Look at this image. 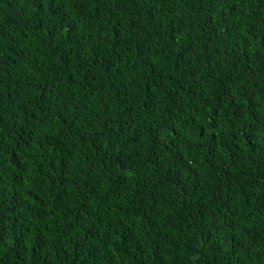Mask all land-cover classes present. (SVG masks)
Listing matches in <instances>:
<instances>
[{
    "label": "trees",
    "instance_id": "16d2710c",
    "mask_svg": "<svg viewBox=\"0 0 264 264\" xmlns=\"http://www.w3.org/2000/svg\"><path fill=\"white\" fill-rule=\"evenodd\" d=\"M0 264H264V0H0Z\"/></svg>",
    "mask_w": 264,
    "mask_h": 264
}]
</instances>
